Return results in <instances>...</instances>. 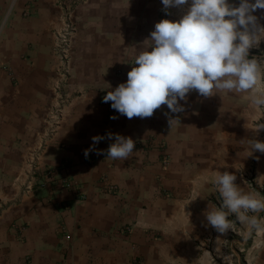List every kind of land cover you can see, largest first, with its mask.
<instances>
[{
	"label": "crops",
	"instance_id": "obj_1",
	"mask_svg": "<svg viewBox=\"0 0 264 264\" xmlns=\"http://www.w3.org/2000/svg\"><path fill=\"white\" fill-rule=\"evenodd\" d=\"M26 1L0 0V171L6 173L5 186H13V172L32 163L36 169H53L56 176L50 190L27 193L1 207L2 229L20 235L1 247L0 264H137V257L141 264L173 262L167 251L175 250V236L185 234L181 249L189 250L190 239L209 225L204 207L189 210L188 202L178 200L172 212L167 210L162 187L172 180L181 183L183 172L197 174L205 165L221 170L216 159L207 158L212 153L208 139L216 138L207 132V120L225 126L231 117L228 106L208 117L205 104L189 99L178 114L163 105L150 118L128 119L103 102L107 91L127 81V72L94 74L81 67L71 72L69 96L51 128L58 100L48 32L59 8ZM27 8L30 13L23 15ZM169 116L179 121L170 127ZM108 133L136 141L132 155L112 160L92 151L85 158L92 137ZM111 143L114 138H105L95 148L106 150ZM12 221L23 225L15 230ZM157 234L169 237L159 242Z\"/></svg>",
	"mask_w": 264,
	"mask_h": 264
},
{
	"label": "rangeland",
	"instance_id": "obj_2",
	"mask_svg": "<svg viewBox=\"0 0 264 264\" xmlns=\"http://www.w3.org/2000/svg\"><path fill=\"white\" fill-rule=\"evenodd\" d=\"M32 1L43 3L48 8H59L56 20L49 25L48 32L49 66L56 77L53 81V93L58 100L57 110H54L57 115L51 128L59 122L60 107L69 96L67 83L72 70L79 71L84 67L94 74L108 72L109 75L116 76L124 71L128 73L135 66L136 56L149 49L151 41L148 39L155 24L163 19L179 20L183 14L176 8L169 9L170 14H166L162 0H27L26 5ZM228 3L238 7L240 0H228ZM184 8L186 10L187 5ZM22 13L28 15L29 8ZM53 14L55 12L52 11L51 16ZM253 15L264 26V10L257 9ZM253 56L264 61V39L249 50V58ZM2 68L9 69L6 64ZM247 97V93H220L208 98L199 96L195 91L188 94L187 100L206 105L208 117L223 105L228 106L231 117L221 127L211 118L207 120V132L216 137L208 139L207 145L211 146L212 153L207 158H211L212 163L216 159L215 164H220L221 170L209 169V165H205L206 169L197 171V174L183 172L181 183H174L172 180L170 186L162 187L160 195L167 200V210L170 211L172 203L178 200L188 202L189 210L197 209L196 206L204 207L205 211L207 208L210 210L209 206L212 209L218 207L221 198L213 181L216 174L224 171L237 176L236 182L245 193H254L258 198H264V153H252L248 144L250 139H254V130L264 124V108H253ZM182 102L184 101H180ZM108 104L111 105V102ZM227 106L221 112L223 118H226ZM255 138L264 141V130H260ZM35 158L30 157L29 161H35ZM13 175V186H5L6 173L0 171V209L11 201H18L27 193L50 190L54 185L50 184V179L56 176L53 169H36L33 163L28 169L13 172ZM187 175H191V178ZM193 175L196 176L192 177ZM62 181L61 184H64L65 181ZM258 218L264 225V212L259 213ZM229 219L233 227L227 234H220L207 226L205 232L190 239L189 250L181 249V246L184 248L187 244L185 234L176 235L175 250L167 251L174 257V261L167 264H264V230L249 232L247 226L241 224L235 215ZM20 225L23 223L12 221L10 226L16 230ZM9 228L2 229L0 226V249L9 241L17 242L20 235H17L19 231L14 230L13 235L7 233ZM157 237L161 242L169 236L157 234ZM133 263L141 264V258H135Z\"/></svg>",
	"mask_w": 264,
	"mask_h": 264
},
{
	"label": "clouds",
	"instance_id": "obj_3",
	"mask_svg": "<svg viewBox=\"0 0 264 264\" xmlns=\"http://www.w3.org/2000/svg\"><path fill=\"white\" fill-rule=\"evenodd\" d=\"M162 4L166 14L172 8L181 10V18L155 24L148 39L150 50L136 56L127 81L107 91L103 102H111V108L128 119L150 118L163 105L170 113L184 112L180 101L186 104L193 91L204 98L247 93L250 106L264 108V61L249 58V50L264 39V26L253 15L257 9L264 10V0H240L238 7L228 0H162ZM175 121H179L178 116H169L170 127ZM260 130L264 124L248 141L252 153H264V141L255 138ZM105 138H114V143L106 150L96 149ZM92 142L93 146L84 150L85 158L95 151L112 160H126L136 148V141L120 134L93 136ZM236 181L237 176L229 171L215 175L213 182L221 203L212 210L207 208V224L227 234L233 227L229 217L235 215L249 232L264 230L258 218L264 212V198L245 193Z\"/></svg>",
	"mask_w": 264,
	"mask_h": 264
},
{
	"label": "built area",
	"instance_id": "obj_4",
	"mask_svg": "<svg viewBox=\"0 0 264 264\" xmlns=\"http://www.w3.org/2000/svg\"><path fill=\"white\" fill-rule=\"evenodd\" d=\"M164 163H166V160H164ZM66 186H68V187H69V186H70V183H67V184H66Z\"/></svg>",
	"mask_w": 264,
	"mask_h": 264
}]
</instances>
